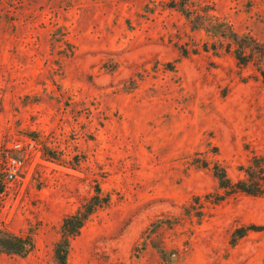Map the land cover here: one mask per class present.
Here are the masks:
<instances>
[{
    "label": "rangeland",
    "instance_id": "1",
    "mask_svg": "<svg viewBox=\"0 0 264 264\" xmlns=\"http://www.w3.org/2000/svg\"><path fill=\"white\" fill-rule=\"evenodd\" d=\"M191 3L264 42V0ZM191 16L171 0H0V226L35 239L0 264H57L63 217L96 188L108 203L66 264H264V194L216 201L211 170L235 181L264 156V83L203 51Z\"/></svg>",
    "mask_w": 264,
    "mask_h": 264
},
{
    "label": "trees",
    "instance_id": "2",
    "mask_svg": "<svg viewBox=\"0 0 264 264\" xmlns=\"http://www.w3.org/2000/svg\"><path fill=\"white\" fill-rule=\"evenodd\" d=\"M171 7L181 11L187 18H190L191 15L194 16V28L204 30L209 35L211 41L203 42V51L207 52L211 49L218 52V50H224L233 56L238 66L244 67L252 64L264 83L263 41H259L248 33H238L228 21L208 13L209 8L206 6H200L199 9L193 8L194 4L191 3V0H171ZM199 50L200 48L196 43L187 47L184 44L179 46L182 56H187L190 53L196 54ZM194 163L199 167L209 165V162L203 158L202 160H194ZM211 170L217 179L218 188L224 192V194H216V201L223 199L225 195L236 192H243L251 196L264 194V156L262 155L253 154L247 164L241 165L239 171L242 172V177L235 181L228 177L225 168L216 161L212 163ZM95 192L96 194L83 202L76 211L63 217L60 225V236L53 244V254L57 264H66L71 240L80 233L87 218L97 208L108 203L107 195L99 198V188H96ZM248 229L259 230L263 228L254 225L242 226L237 229V234L233 236L231 243H235L237 239L243 237ZM34 245L33 234L29 232L16 233L0 226V255L25 256L34 248Z\"/></svg>",
    "mask_w": 264,
    "mask_h": 264
},
{
    "label": "built area",
    "instance_id": "3",
    "mask_svg": "<svg viewBox=\"0 0 264 264\" xmlns=\"http://www.w3.org/2000/svg\"><path fill=\"white\" fill-rule=\"evenodd\" d=\"M14 147H19V144H14ZM22 164V160L18 157H10L7 163L6 178L12 179L16 175L19 167Z\"/></svg>",
    "mask_w": 264,
    "mask_h": 264
}]
</instances>
